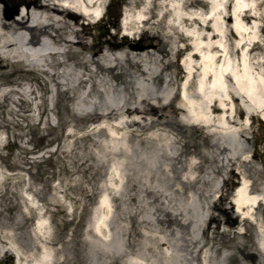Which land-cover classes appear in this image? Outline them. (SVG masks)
<instances>
[{
	"label": "bare ground",
	"instance_id": "bare-ground-1",
	"mask_svg": "<svg viewBox=\"0 0 264 264\" xmlns=\"http://www.w3.org/2000/svg\"><path fill=\"white\" fill-rule=\"evenodd\" d=\"M236 1L228 35L212 15L128 18L119 29L124 39L150 34L151 49L119 41V32L101 39L80 29L104 0H23L12 18L0 0V77L10 78L14 64L41 71L60 96L74 99L73 117L90 132L84 162L107 194L93 210L104 216L83 233L85 264H264V146L255 134L264 122V0L228 6ZM13 94L1 90L0 104L13 103ZM68 127L73 136L77 126ZM237 182L228 198L224 187ZM28 199L38 209L39 258L25 259L12 241L0 252H13L19 264H53L54 248L44 242L50 223ZM229 205L243 216L234 221L241 227L221 221L211 232L214 208L227 216ZM146 209L166 233L136 250L144 230L115 214ZM243 229L256 231L253 243Z\"/></svg>",
	"mask_w": 264,
	"mask_h": 264
},
{
	"label": "rangeland",
	"instance_id": "rangeland-1",
	"mask_svg": "<svg viewBox=\"0 0 264 264\" xmlns=\"http://www.w3.org/2000/svg\"><path fill=\"white\" fill-rule=\"evenodd\" d=\"M6 1L3 0L4 3ZM236 3L237 1L228 6L227 0H201L198 3L196 0H159L155 1L151 5V11L147 12L145 8L149 4L148 0H104L99 12L103 13L109 4L112 9H120L122 5V20L167 15L178 22L186 16L205 18L212 15L224 22L225 32L229 34L230 28L238 22L236 14L239 11L236 10ZM5 13L12 18L18 11L5 6ZM122 20L114 22L107 13L100 26L85 24L83 27L94 38L111 39L123 27ZM86 22L88 20L85 19ZM108 23L113 27H110L109 35L106 29L101 28ZM83 27L80 29L83 30ZM184 28L188 29L186 26ZM140 29L137 26L135 31ZM122 30L118 33L119 41L125 40L132 45L155 48L150 41L152 35L146 36L139 31L135 36H125L124 39ZM161 39L163 43H169L165 38ZM179 60L182 61V57ZM11 68L14 69L10 71V78L0 77V91L5 90L8 93L11 90L14 93L13 103L6 101L0 104V245L7 248L12 241L26 256L25 259L39 258L38 243L41 238L34 230L39 215L38 209L28 199L31 198L50 223V231L44 242L54 248L53 264H85L82 250L83 233L91 218L104 216L96 214L93 210L97 203L103 202L102 197L106 198L107 194L106 188L101 187L100 175L90 170L88 163L84 162L88 156L86 138L89 139L90 132L73 117L74 99L60 96L47 75L28 66L21 69L19 65L14 64ZM46 81L50 91L44 86ZM9 110L13 112L10 114ZM71 124L77 126L76 132H71L73 136H70L71 130L68 127ZM255 131L257 141L262 145L264 123L258 122ZM237 185L238 183L224 187L228 198L232 196ZM107 186L110 188V182ZM228 208L227 216L219 207L214 208L217 220L209 222L211 232L225 221L227 225L222 228L241 227L230 222L239 217L234 213L232 206L229 205ZM115 215L118 221L140 224V228L144 230L145 236L137 237L139 240L136 241V250L139 249L142 239L143 245L151 247L156 243L154 236L166 233L156 229V222L152 218L155 215L148 209L142 213L118 211ZM134 215L137 219L131 222L130 218ZM259 218L264 219V206L260 209ZM137 228L136 225L131 232L137 234ZM243 230L247 233L245 242L253 243L256 231ZM9 233L11 239L6 241L5 237Z\"/></svg>",
	"mask_w": 264,
	"mask_h": 264
},
{
	"label": "flooded vegetation",
	"instance_id": "flooded-vegetation-1",
	"mask_svg": "<svg viewBox=\"0 0 264 264\" xmlns=\"http://www.w3.org/2000/svg\"><path fill=\"white\" fill-rule=\"evenodd\" d=\"M0 264H13V259L11 257L4 256L0 258Z\"/></svg>",
	"mask_w": 264,
	"mask_h": 264
}]
</instances>
